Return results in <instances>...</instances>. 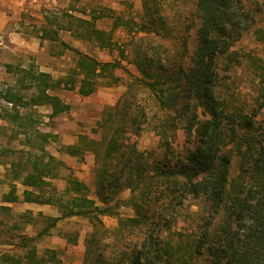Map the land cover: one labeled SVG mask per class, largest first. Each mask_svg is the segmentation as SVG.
Segmentation results:
<instances>
[{
	"label": "trees",
	"instance_id": "1",
	"mask_svg": "<svg viewBox=\"0 0 264 264\" xmlns=\"http://www.w3.org/2000/svg\"><path fill=\"white\" fill-rule=\"evenodd\" d=\"M145 8L148 19L144 22L107 6L79 9L81 15L67 8L62 10L65 22L46 16L41 39L58 40L59 30L67 29L75 38L94 41L101 48L117 46L119 58L114 61L102 62L82 54L83 59L73 70L81 95L93 93L101 76L108 77L109 84L119 82L122 76L113 72L115 68L125 71L129 78L123 95L97 120L93 131L100 136L83 133L77 143L63 146L70 155L93 153L95 197L90 195L88 184L72 174L59 193L52 179L66 164L52 154L29 152L24 168L14 170V179L30 187L23 191L25 201L57 205L61 215H45V225L36 236L21 234L22 252H1V263L62 264L57 249L40 252L34 240L47 234L62 218L82 216L92 224L85 237L83 264H264V74L247 111H230L216 92L221 63L225 60L230 66L240 61L232 46L255 14L244 0H194L187 24L188 31L196 27L194 50L188 52L189 34L180 35V56L184 59L175 61L167 54L161 56V43L153 45L148 37L139 36V32L154 31L167 37L172 31L166 27L157 0H145ZM108 15L113 24L107 30L97 22ZM120 26L131 35L134 59L129 62L137 63L140 75L122 63L129 59L126 47L113 38V30ZM61 44L79 52L63 41ZM7 68L12 71L13 66L8 64ZM19 72L20 85H35L38 90L31 96L32 104L50 105V117L70 109V104L54 93L68 80L54 79L50 73L32 68H20ZM7 99L16 107L22 97L9 90ZM16 111L10 121H19L20 112ZM146 127L161 134L183 130L185 152L174 162L170 158L151 161L137 146L136 137ZM235 159L237 172L233 174ZM12 165L14 169L16 164ZM125 189L132 195L121 200L119 194ZM5 200H18L14 188ZM189 200H203L209 206L206 220L198 223L199 230L186 233L185 238L182 230L175 234L177 238L164 235L165 229L171 230L174 224L180 227L177 217ZM157 202L172 210V220L160 215L155 218L150 205ZM123 203L134 207L136 214L121 216ZM104 216H116L117 226L108 227Z\"/></svg>",
	"mask_w": 264,
	"mask_h": 264
},
{
	"label": "rangeland",
	"instance_id": "2",
	"mask_svg": "<svg viewBox=\"0 0 264 264\" xmlns=\"http://www.w3.org/2000/svg\"><path fill=\"white\" fill-rule=\"evenodd\" d=\"M157 2L160 7V14L165 18L166 27L172 28L170 36L161 37L154 31L150 33L142 31L138 34L151 39L153 45L161 43L162 46L159 49L162 57L167 54L175 61L184 59L183 56H180L183 46L182 38L180 39L179 36L189 34L188 52H193L196 27L188 31L187 24L192 17L190 8L193 6L194 0H157ZM244 3L246 7L254 12L255 18L249 20L244 34L232 46V50H235L240 61L237 64L233 63L227 66L229 63L226 64L223 60L216 87L218 96L226 101L230 111L249 110L253 98L259 91L260 78L264 74L263 0H244ZM87 4L86 7L90 9H101V7L107 6L113 9L115 13L132 17L139 22L148 19L145 0H87ZM148 4L153 3L148 1ZM53 6L55 7H44L49 8L47 16L52 19L59 16L65 22V17L61 11L67 7ZM30 10L26 13L22 24L20 21L14 22V30L36 34V29L40 28L42 20L32 15L33 11ZM97 24L99 27L108 30L112 27L113 18L110 15L105 16L98 20ZM54 27L55 25L52 26V28ZM161 27H158V30L164 32L165 29ZM64 33L61 32L62 36ZM113 38L118 44L126 47L129 59L122 60V63L134 74L140 75L137 63L134 61L129 62V60L134 59L129 41L131 35L123 26H120L113 30ZM60 40L61 38L58 40H43V51L38 58L29 57L25 53H6L5 58H0V95L7 98L10 90L17 96L22 97L16 107L14 105L5 106L2 110L3 116L0 122V202L3 201L6 192L17 186L14 182V170L24 168L25 164L28 163L26 158L29 152L32 155L49 153L65 162L66 166L60 167L59 175L52 180L59 193L64 191L67 178L72 174L87 183L90 187V195L95 197L94 155L91 152L84 153L83 157L70 155L63 151V146L66 145L65 140H76L75 143H77L80 134L83 133H87L91 137L100 136L99 133L93 131V128L96 127L97 120L102 116L103 110L106 107L114 106L123 95L129 75L122 69L115 68L113 72L122 76L119 82L109 84L108 77L101 76L98 78V85L93 93L86 96L81 95L78 92L79 79H77L78 76L73 74V70L76 64L83 59L82 54L94 56L102 62L114 61L119 58L117 46L113 49L101 48L94 41H79L75 48L81 53L71 51L68 55L61 56L59 53L63 51V46L60 44ZM2 50L0 55L4 52ZM7 64L13 66L12 71H9ZM24 67L32 68L34 71L48 72L54 79L63 77L68 80V82L62 83L54 93L69 103L70 109L57 116L50 117L52 112L50 105L32 104L31 96L36 94L38 90L35 85L30 88H26L23 84L20 85L18 77L21 78L22 75L19 69ZM73 84L75 85L74 88L71 87ZM16 110L20 112L18 120L22 122V125L19 124V121L9 120L13 117V112H17ZM200 110L202 112V109ZM261 119H264V108ZM46 134L48 135L47 139L44 138ZM136 139L138 148L147 152L151 161L161 159L165 162L170 158L174 162L187 148L183 130L161 134L158 130L146 127ZM42 147L43 151L41 150ZM13 162L16 164L14 169L12 168ZM236 165L237 159L233 161V174L237 172ZM18 187L21 189V186ZM131 195L130 189H125L119 194L121 200H127ZM159 202L150 205L151 213H154L155 218L160 215L172 220L170 216L172 210L165 209ZM54 206L47 207L46 213L43 215L38 212L33 215L34 213H26V211L25 213H19V211L13 212L0 208V240L5 243H14V247L3 246L0 251L10 250L11 252L21 253L22 248L19 246L21 234L36 236L45 225V215L61 214L60 208ZM208 208V204L203 200H189L177 217V224L180 227H176L174 224L171 230L165 229L163 234L170 237L173 235L175 238H177L178 235L175 234L179 230L183 231V238H185L186 233L193 234L195 230H199L201 227L199 224L206 220ZM119 213L123 217L136 214L134 207L126 203H123L119 208ZM104 222L108 227L113 228L117 226L118 219L116 216H104ZM91 229L92 224L87 217H66L62 218L52 231L38 236L34 243L40 252H43L46 248H56L62 259V264H83L86 251L85 237ZM69 238H75L76 241Z\"/></svg>",
	"mask_w": 264,
	"mask_h": 264
},
{
	"label": "crops",
	"instance_id": "3",
	"mask_svg": "<svg viewBox=\"0 0 264 264\" xmlns=\"http://www.w3.org/2000/svg\"><path fill=\"white\" fill-rule=\"evenodd\" d=\"M53 5H60L61 7L62 6L67 7L69 8V12L76 14V15H81V13L79 12V9L84 8L87 11L91 10L90 8L86 7L88 6L87 0H79V1L78 0H0V36H3L6 42L5 48L2 50V52L3 51L4 52L1 53V58H5L6 53H9V54L25 53L29 55V57H32V58L39 57L40 53L43 51L42 41L47 40V39H41L40 37V34L42 32L41 27L47 19L46 16H47L48 9H49V8H44V7L46 6L55 7ZM67 8H64L63 10H66ZM57 9L61 10L60 8H57ZM29 10L31 12L33 11L32 15L38 17V19L41 18L42 20V24L40 28L36 29V34L25 33V32L16 31L13 29L14 22L20 21L22 24V20L25 18V15ZM61 12L63 13V11ZM56 18L59 20H62L59 16H55V19ZM61 32H65L63 36ZM58 34H59V37L61 38L60 44H61V41H63L65 42V44L71 47H74V48L76 47L75 45H77V42L83 41V40L75 38L72 32L67 29H60ZM48 40H51V39H48ZM62 50L63 51L59 53L61 54V56H66L71 51H74L71 48L64 47V46ZM24 68H27V67H24ZM75 142L76 140H73V141L65 140L66 145L74 144ZM14 182L17 184V186H14L13 188L15 189L16 187L15 194L18 196V200L16 201L5 200V195H7L10 192L9 190L4 195L3 201L0 202L1 209L11 210L13 212L19 211V213H25L26 211V213H34L33 215H35V212H38L39 214L46 213L45 211L47 207H55L53 204L25 201L23 199V191L25 189H30V187L27 185H24L20 179H14ZM18 186H21V189ZM32 210H34V212H32ZM49 215H52L53 217H57V216H60L61 214L54 213V214H49ZM59 221L57 222V224L59 223ZM54 227H52L49 230V232L52 231ZM3 246L14 247V243H10V242L5 243L3 240H0V248H2ZM4 251H10V250H4ZM4 251H0V254L1 252H4ZM0 264H3V263L0 262Z\"/></svg>",
	"mask_w": 264,
	"mask_h": 264
},
{
	"label": "built area",
	"instance_id": "4",
	"mask_svg": "<svg viewBox=\"0 0 264 264\" xmlns=\"http://www.w3.org/2000/svg\"><path fill=\"white\" fill-rule=\"evenodd\" d=\"M5 45H6L5 39L3 38V36H0V51L5 48ZM0 58H1V55H0ZM12 105H13L12 101H9L7 98L0 95V122L2 121L3 107L12 106Z\"/></svg>",
	"mask_w": 264,
	"mask_h": 264
}]
</instances>
